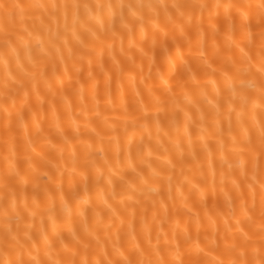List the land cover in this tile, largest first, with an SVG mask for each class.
<instances>
[{
    "label": "snow or ice",
    "instance_id": "1",
    "mask_svg": "<svg viewBox=\"0 0 264 264\" xmlns=\"http://www.w3.org/2000/svg\"><path fill=\"white\" fill-rule=\"evenodd\" d=\"M149 31L153 48L179 36L196 49L183 64L198 94L174 65L162 95L143 75L138 90L134 59L114 52ZM68 60L66 88L49 69ZM213 64L209 93L197 72ZM97 142L115 163L93 158ZM57 193L75 200L66 215ZM178 199L203 215L181 226ZM0 264H264V0H0Z\"/></svg>",
    "mask_w": 264,
    "mask_h": 264
},
{
    "label": "bare ground",
    "instance_id": "2",
    "mask_svg": "<svg viewBox=\"0 0 264 264\" xmlns=\"http://www.w3.org/2000/svg\"><path fill=\"white\" fill-rule=\"evenodd\" d=\"M95 2V0H93ZM137 44L134 46L131 51L127 52V54H121L120 53V44L119 40H117L116 48L114 54L117 56L118 59L124 61L125 64L131 65V61L127 60V57H132L135 61V74L137 76V83H138V90L141 92L144 91L145 89V84H141L140 81V76L143 75V77L146 78V83L148 85H156L160 91L157 92V95H162L163 90H164V81H167L168 83L172 84L175 82L176 77H172V71H173V65L175 66V70L177 71V74L179 75L181 72L184 74L185 79H189L190 82V89L189 91H196L197 94L199 93V88H197L195 82L190 80L189 74L184 71L185 65L183 64L184 61H187L190 66H195L197 61L195 60L196 56V49L190 50L187 43L185 40L181 37H177L175 40H173L171 37L169 38L167 42V48L168 51L164 52L163 48L157 44L155 48L152 47L151 43V33L149 31V36L148 39L145 43H139L140 41V36L137 35L136 37ZM210 43V41H209ZM221 43H224V38H221ZM124 46L127 49L128 48V42L127 39H125ZM140 48H144L145 52L147 55H144L140 51ZM179 48V50H178ZM227 54V53H226ZM65 67H68L71 70L72 67V62L71 60H68L66 63L64 62H58L57 63V68L55 74H53L52 69H49V75L52 77V81L54 84L57 83L58 78H63L65 80V86L66 88L68 87L67 84V76L64 75V69ZM218 67V64H213L212 68L207 69V72H205V69L201 67L198 72H197V79L199 80L200 86L204 87L206 86V91L209 93H212L213 91V84L211 81H217V86H220L222 83L221 79V74L219 72H216L213 74V69ZM141 68L143 69L141 73ZM171 77V78H170ZM68 93L66 92L65 95ZM70 99L72 100L73 103H76V98L75 96H71ZM34 105H36L35 110L40 113V106L37 103L35 97H32L31 101ZM56 103L58 106V111L56 115L59 117L60 124L61 126L66 125V114L64 111V103L60 99L59 94L56 97ZM154 111V109H150V112ZM42 118L44 116L47 117V120L44 124V127H48V123L53 121V116L51 113V110L49 109V106L47 103L44 105V111L43 113H40ZM107 115L109 117L113 116L114 114L111 112H102V116ZM161 118L164 120V123H167V120L164 119V114L161 113ZM150 121H154L155 117L151 116L149 117ZM29 123H31V116H29ZM95 126V125H93ZM155 131L154 123H153V132ZM54 143L56 142L55 140L53 141ZM101 147V145L97 142L95 145V148L92 150L95 153V156L93 158L97 159L99 164H103L104 162V157L107 156L113 163H115V155L113 152L108 151L106 153H100L98 152V149ZM106 147V145H105ZM84 146L83 145H77V152L78 156L80 157L81 161L83 160L84 156ZM131 154L133 158H136V151H135V146L132 147L131 149ZM126 153L122 152L121 153V161L126 163L125 159ZM65 157H68V153H65ZM153 161H155V155L153 156ZM68 166H71V161L70 159L67 161ZM136 163L139 164V160L136 159ZM105 173L107 174V170L105 169ZM89 197L92 202H95L97 200V192H96V187H95V172L91 169H89ZM57 178H59V173L56 174ZM76 181L80 184V191H81V196H83V183L80 179L79 176L76 177ZM103 184V182H101ZM105 188V197L109 198L111 202V189L107 185H103ZM64 188L65 191L68 190V178H67V173H65L64 177ZM52 191L55 192V183L52 184ZM175 194V193H174ZM187 194V192H186ZM167 196V193H165V197ZM159 199V198H158ZM196 200L195 195L192 196V199L190 201V204ZM170 210H171V204L172 201H168ZM221 203L223 201L221 200ZM177 204V211L175 212V215L173 216V219L179 220L181 226H183L184 222L188 220L190 217L192 220H195L196 212L199 210L201 216L203 215V210L202 208L198 207H192L191 212H189L188 208H184L179 201V199L176 201ZM209 204H211V200H209ZM55 207L57 213H59L61 216L66 215L69 209H72L75 207V200L70 199L67 201L65 206L61 208V203L59 199V195L57 193L56 199H55ZM90 215V213H89ZM37 223H39V217H37ZM76 226L79 227V219H76ZM195 233V225L193 224V235ZM115 238V237H113ZM109 250H111V243L108 245Z\"/></svg>",
    "mask_w": 264,
    "mask_h": 264
}]
</instances>
